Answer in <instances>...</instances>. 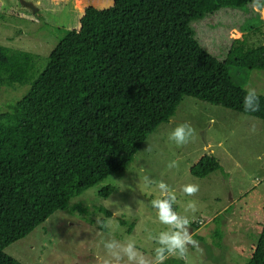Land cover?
I'll use <instances>...</instances> for the list:
<instances>
[{
  "label": "trees",
  "instance_id": "obj_1",
  "mask_svg": "<svg viewBox=\"0 0 264 264\" xmlns=\"http://www.w3.org/2000/svg\"><path fill=\"white\" fill-rule=\"evenodd\" d=\"M112 1L108 8L85 6L78 42L41 71L34 54L0 44V84L31 83L0 112V264H23L5 248L69 209L73 197L124 171L185 96L264 120V95L257 93V111H245L247 88L232 74L264 70V38H251L263 34L255 0ZM225 8L251 10L254 17L219 58L193 24ZM219 167L206 154L192 173L203 177ZM115 190L107 185L100 194ZM98 210L113 215L104 206ZM164 264L186 263L170 258ZM244 264H264V225Z\"/></svg>",
  "mask_w": 264,
  "mask_h": 264
},
{
  "label": "rangeland",
  "instance_id": "obj_2",
  "mask_svg": "<svg viewBox=\"0 0 264 264\" xmlns=\"http://www.w3.org/2000/svg\"><path fill=\"white\" fill-rule=\"evenodd\" d=\"M23 1L32 2L37 9ZM258 2L255 0L253 6L260 14L257 23L263 34L251 35L253 41L264 38V4ZM111 5L112 0H0V44L34 54L36 70L41 71L50 59L64 58L78 42L85 6ZM230 9L237 10L225 8L193 24L203 46L219 58L227 56L231 38H241V30L254 17L251 10ZM232 74L247 89L264 95L263 69H233ZM30 85L0 84V112L21 99ZM184 123L191 126L193 135L186 144L177 146L169 135ZM206 154L216 156L220 167L203 177L195 176L192 168ZM172 161L177 167H168ZM160 181L175 193L173 206L178 213L184 214L189 201L198 208L194 214L188 213L198 247L189 246L183 258L186 264H244L264 225V120L185 96L149 134L124 171L73 197L69 209L53 213L5 252L23 264H99L105 256L102 240L111 233L120 241L134 238L140 251L152 255L158 245L150 235L167 229L151 204L160 196ZM187 183L199 186L194 196L182 192ZM107 185L116 190L103 197L100 192ZM101 206L113 215L105 217L98 210ZM98 221L110 227L101 228ZM193 222L199 223L198 229ZM217 229L221 237L216 236Z\"/></svg>",
  "mask_w": 264,
  "mask_h": 264
},
{
  "label": "clouds",
  "instance_id": "obj_3",
  "mask_svg": "<svg viewBox=\"0 0 264 264\" xmlns=\"http://www.w3.org/2000/svg\"><path fill=\"white\" fill-rule=\"evenodd\" d=\"M243 106L245 111H257L259 109V98L254 89H246ZM192 135L193 129L184 123L172 129L169 139L174 141L177 146H182L188 142ZM168 167H177V162H170ZM157 186L160 190V196L153 199L151 204L156 210L158 221L166 225L167 229L161 230L157 235H150L149 238L158 245L153 249V254L146 255L140 251L134 238L129 237L120 241L109 233L102 240L105 256L99 261V264H164V261L172 256L178 259L185 258L189 246L198 247V242L193 238L190 231L188 216V213L194 214L198 211L196 203L189 201L184 206V214L178 213L173 207L176 202L175 193L163 181L158 182ZM181 190L188 196H194L199 191V186L187 183L182 186ZM98 223L101 227H110L103 221H98Z\"/></svg>",
  "mask_w": 264,
  "mask_h": 264
},
{
  "label": "water",
  "instance_id": "obj_4",
  "mask_svg": "<svg viewBox=\"0 0 264 264\" xmlns=\"http://www.w3.org/2000/svg\"><path fill=\"white\" fill-rule=\"evenodd\" d=\"M23 2H24V4L26 6H29V7L33 8V9H37L32 2H29V1H23Z\"/></svg>",
  "mask_w": 264,
  "mask_h": 264
}]
</instances>
